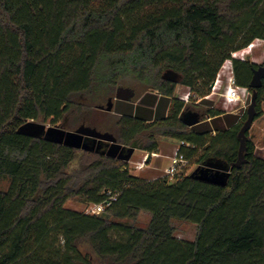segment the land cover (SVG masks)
Segmentation results:
<instances>
[{
  "label": "trees",
  "instance_id": "trees-1",
  "mask_svg": "<svg viewBox=\"0 0 264 264\" xmlns=\"http://www.w3.org/2000/svg\"><path fill=\"white\" fill-rule=\"evenodd\" d=\"M256 39L264 0H0V184L9 179L0 185V264H94L83 244L107 264H264V157L249 136L222 185L186 173L148 179L126 160L18 130L31 119L70 128L90 115L82 96L137 79L145 92L104 131L148 152L173 138L189 160L230 166L247 110L224 120L204 96L232 51ZM233 66L237 83L258 94L256 119L258 63L234 57ZM168 69L179 79L165 78ZM179 82L209 103L195 111L211 123L181 120L196 104L176 94ZM108 192L116 198L101 213L66 206ZM142 210L152 212L146 224L136 222ZM175 219L197 223L196 238L178 237Z\"/></svg>",
  "mask_w": 264,
  "mask_h": 264
},
{
  "label": "rangeland",
  "instance_id": "rangeland-1",
  "mask_svg": "<svg viewBox=\"0 0 264 264\" xmlns=\"http://www.w3.org/2000/svg\"><path fill=\"white\" fill-rule=\"evenodd\" d=\"M243 53H245L246 59L248 58L249 60L255 63H263L264 40L263 39L254 40L253 46L247 49ZM228 81H229V77L223 75L222 81L217 85V87L213 88L212 87L213 84H212L210 91L204 96L205 98L211 99L213 101V105L215 108L223 110V108L226 107V104L224 103L225 101H224L223 93L225 92V88L227 86ZM130 87L134 88L136 91V95L133 98L134 100L138 99L145 92V89H143L141 83L137 79H133L131 81ZM115 92H116V88L112 90L110 93L95 91L90 95L82 96L81 97L82 101H86L91 104L92 108L90 110V115L84 121L78 120L72 123L69 122L71 126L70 128L63 126L61 122H57V123L52 122L51 119H48L46 121L44 120H35V121L44 123L46 125V128L50 126L58 125L65 129L74 130L81 124H87V125L95 126L99 130L104 131L103 125L105 122H109V118L111 117V115H114L115 112L122 111L123 110L122 108L124 106L131 105L128 101L113 98L114 100L112 101L110 110L106 108H100L99 105L103 104L105 106L107 104L108 96L112 95L114 97ZM188 93H190L188 103L196 104V106H194L192 109L197 110L199 112H204L207 109V107L210 106L208 102L201 100L203 96L200 93L191 90L190 88H187L184 84L179 82L176 86V94L178 96L181 95L183 96V95H187ZM250 101H251V95L246 100V105H240V108L247 110ZM262 107H263V113L261 116L254 119V122L248 131V136L252 138L253 141L255 142V153L259 156L264 157V101L262 103ZM244 112L245 111H243V113ZM36 137H40V136H36ZM158 140L160 145L158 151L148 152L147 150L142 149L140 147H135L133 152L130 154V157L126 158L125 156L129 153L131 148L130 145H128L124 148H121L118 151L117 156L115 157L126 160L132 173L141 175L148 179H154L157 177L165 176L166 175L165 169L167 166H169L170 163V157L168 158L165 154L166 153L173 154L176 146L179 145L178 144L179 142L169 137H159ZM88 142L90 143V145L94 146L93 150L97 152H101L102 149L107 150L110 147L109 144H107L106 142H99L97 140L93 141L92 138H88ZM99 143L102 145L101 148H99L98 150L97 148ZM78 149L87 150L83 148H78ZM149 153H151L150 156H148ZM120 155H123L124 157ZM76 166H78V161H75L72 164V167H76ZM203 168L205 169L206 167H204L202 163H198L196 162L195 159H191L189 160L185 170L182 171L181 173L192 174L195 176L197 174V171ZM211 170H215V169H211ZM8 184H9V179L3 178L0 185L3 188H7ZM92 204L93 203L86 201L81 196L72 197L68 199V201L66 202L67 207L87 213L91 212L90 208ZM151 217H152L151 211L142 210L136 222L138 224H146L150 221ZM174 225L176 228L175 233L178 237L189 240H194L196 238L198 232L197 223L183 219H175ZM81 249L84 252H90L92 254V257L94 259V264H107L106 261H102L99 258H97L95 254L91 252V249L86 244L81 245Z\"/></svg>",
  "mask_w": 264,
  "mask_h": 264
},
{
  "label": "water",
  "instance_id": "water-1",
  "mask_svg": "<svg viewBox=\"0 0 264 264\" xmlns=\"http://www.w3.org/2000/svg\"><path fill=\"white\" fill-rule=\"evenodd\" d=\"M163 76L165 78L172 80H178L180 77L179 73L172 69H168L167 71H165ZM263 78H264V63L254 68L250 86L252 88H257L261 86L263 82ZM135 95H136V91L134 88L124 85H119L115 92L116 99H120L128 102H131L135 97ZM257 96H258L257 92H253L251 94V101L249 106L247 107V118L244 121L238 133L240 139V147H239V156L236 162L228 166L216 161H206L202 163V165L206 168L198 170L195 177L222 185L226 184L228 174L231 171L232 167L234 165L239 166L244 159V151L248 140L247 131L251 128L257 112L256 110ZM111 104L112 101L110 100L106 107L108 110H110ZM238 111L242 113L243 111H245V109L239 108ZM239 117L240 114H237V119ZM180 118L185 124L189 126H194L200 122L201 115L199 114V112L193 109H187L182 112ZM18 130L25 134L40 136L48 140H52L59 143H65L75 148H83L87 150L94 149V146L90 145V143L88 142V138H92L93 141L97 140L99 142H106L107 144H109L110 147L107 150L102 149L101 152L114 157L117 156V153L121 148L128 146L126 144L120 143L113 132L102 131L95 126H91L87 124H81L74 130L65 129L58 125L50 126L46 128V125L44 123L36 122L34 119H31L26 121L24 124H22ZM101 145L102 144L100 143L98 144V148H97L98 150L99 148H101ZM130 147L131 148L129 153L125 156L126 158L130 157V154L133 152L135 148V146L133 145H130ZM150 155L151 153H149L148 156ZM120 156L124 157L123 155ZM211 169H215V170H211Z\"/></svg>",
  "mask_w": 264,
  "mask_h": 264
},
{
  "label": "built area",
  "instance_id": "built-area-1",
  "mask_svg": "<svg viewBox=\"0 0 264 264\" xmlns=\"http://www.w3.org/2000/svg\"><path fill=\"white\" fill-rule=\"evenodd\" d=\"M253 44L254 42H251L249 45H247L244 48L232 51L231 57H229L224 61L216 76V79L212 83L213 84L212 87L215 88L222 81L223 75L229 77V81L225 88V92L223 93L227 109H233L237 105H246V100L252 94L248 86H243L237 83L234 75L233 58L237 57L241 59H246L245 53L243 52L251 48ZM189 95L190 93L183 96L181 95L179 97L185 100L186 102H189ZM182 143L184 142H181L179 143L178 146H176L174 153L170 156L169 166H167L165 169L166 172L165 176H168L169 178H174L176 175L184 171L189 162V159L187 158L185 153L181 150L180 145ZM108 193L109 196L105 200H103L102 202L93 203L91 205L90 213H101L106 208V206L109 205L112 202V200L116 198L115 194H112L111 192Z\"/></svg>",
  "mask_w": 264,
  "mask_h": 264
},
{
  "label": "crops",
  "instance_id": "crops-1",
  "mask_svg": "<svg viewBox=\"0 0 264 264\" xmlns=\"http://www.w3.org/2000/svg\"><path fill=\"white\" fill-rule=\"evenodd\" d=\"M225 101V100H224ZM131 102H133V103H137L138 102V99H136V100H132ZM225 103V102H224ZM226 104V103H225ZM212 106H214L213 105V101H212ZM240 108V105H237L236 107H234L233 109H227L226 107H224L223 108V110L222 109H220L221 111H222V113L220 114V117L221 118H223L224 120L226 119V120H228V118H229V116L230 115H237V114H240V116L242 115V113H240L239 111H238V109ZM214 119V117H212V116H207V118H204V120L201 118V120H200V122H202V121H205V122H212V120ZM199 122V123H200ZM179 144V143H178ZM163 154V153H162ZM168 158L172 155V154H169V153H166L165 154Z\"/></svg>",
  "mask_w": 264,
  "mask_h": 264
},
{
  "label": "flooded vegetation",
  "instance_id": "flooded-vegetation-1",
  "mask_svg": "<svg viewBox=\"0 0 264 264\" xmlns=\"http://www.w3.org/2000/svg\"><path fill=\"white\" fill-rule=\"evenodd\" d=\"M263 63H264V62H263ZM260 64H262V63H258V65H260ZM113 100H114V99H111V101H113ZM109 101H110V100H109ZM109 101H108V102H109ZM108 102H107V105H108Z\"/></svg>",
  "mask_w": 264,
  "mask_h": 264
}]
</instances>
